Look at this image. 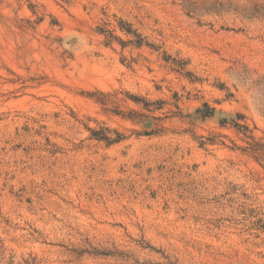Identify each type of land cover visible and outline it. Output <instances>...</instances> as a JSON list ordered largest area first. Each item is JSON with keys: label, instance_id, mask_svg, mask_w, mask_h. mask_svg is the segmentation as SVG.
<instances>
[{"label": "rangeland", "instance_id": "rangeland-1", "mask_svg": "<svg viewBox=\"0 0 264 264\" xmlns=\"http://www.w3.org/2000/svg\"><path fill=\"white\" fill-rule=\"evenodd\" d=\"M0 264H264V0H0Z\"/></svg>", "mask_w": 264, "mask_h": 264}, {"label": "trees", "instance_id": "trees-1", "mask_svg": "<svg viewBox=\"0 0 264 264\" xmlns=\"http://www.w3.org/2000/svg\"><path fill=\"white\" fill-rule=\"evenodd\" d=\"M206 106H207V105H206ZM207 108H208V110H210V111H208L209 113L215 112V109H213V108L210 109L209 106H207Z\"/></svg>", "mask_w": 264, "mask_h": 264}]
</instances>
